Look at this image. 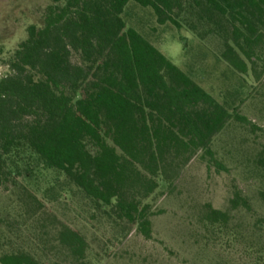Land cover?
<instances>
[{
	"label": "trees",
	"instance_id": "1",
	"mask_svg": "<svg viewBox=\"0 0 264 264\" xmlns=\"http://www.w3.org/2000/svg\"><path fill=\"white\" fill-rule=\"evenodd\" d=\"M129 1L151 7L159 24L186 26L201 39L222 35V56L238 73L264 52V0H52L0 77V187L34 157L150 239L155 212L143 200L157 176L169 178L199 151L223 168L214 138L232 119L255 125L127 27ZM258 165L264 169V156ZM231 203L249 206L240 192ZM209 216L227 219L214 208ZM57 239L70 264H87L83 233L62 223ZM0 263L41 264L24 251L0 254Z\"/></svg>",
	"mask_w": 264,
	"mask_h": 264
},
{
	"label": "rangeland",
	"instance_id": "2",
	"mask_svg": "<svg viewBox=\"0 0 264 264\" xmlns=\"http://www.w3.org/2000/svg\"><path fill=\"white\" fill-rule=\"evenodd\" d=\"M51 2L0 0V77L11 72L13 52L27 38L29 25H42ZM123 18L255 127L232 119L214 138L211 149L223 168L199 151L179 171L170 169L169 178L157 176L158 188L143 200L155 212L150 239L136 224L117 218L111 207L92 201L63 172L25 157L21 173L0 187V254L24 251L41 264H70L72 257L57 239L63 223L86 236L87 264H264V169L258 165L264 156L263 50L241 74L222 56V35L201 39L186 26L159 24L151 7L135 1L128 2ZM88 148L95 150L91 143ZM236 192L249 206L233 207ZM211 208L227 219L214 221Z\"/></svg>",
	"mask_w": 264,
	"mask_h": 264
}]
</instances>
